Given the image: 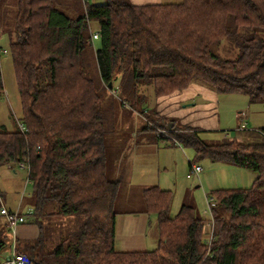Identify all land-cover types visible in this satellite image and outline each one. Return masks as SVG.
I'll return each instance as SVG.
<instances>
[{
    "label": "trees",
    "instance_id": "1",
    "mask_svg": "<svg viewBox=\"0 0 264 264\" xmlns=\"http://www.w3.org/2000/svg\"><path fill=\"white\" fill-rule=\"evenodd\" d=\"M60 1L65 0H16L10 51L24 129L0 126V170L27 164L33 222L41 231L18 253L28 264H264V138L240 126L235 138L219 143L203 141L197 130L173 121L172 129L165 127L170 138L157 135L191 147L196 157L256 175L249 188L210 193L214 241L208 256L204 220L187 204L171 217L172 194L157 186L142 195L146 212L157 219L158 246L116 249L114 208L121 186L107 175L100 95L81 59L90 40L88 25L96 23L101 46L95 59L104 87L120 76L125 91L149 84L161 98L199 83L216 94L264 103V0L143 5L107 0L86 3L78 18L60 11ZM222 40L238 48L237 58L214 52ZM245 131L251 136L247 142L240 135ZM257 138L261 141L253 143ZM65 218L72 228L56 235L55 225L67 222L56 220Z\"/></svg>",
    "mask_w": 264,
    "mask_h": 264
},
{
    "label": "rangeland",
    "instance_id": "2",
    "mask_svg": "<svg viewBox=\"0 0 264 264\" xmlns=\"http://www.w3.org/2000/svg\"><path fill=\"white\" fill-rule=\"evenodd\" d=\"M94 2L103 4L105 0H65L58 2L57 8L68 17L78 18L83 14L84 5ZM179 2L181 0H163L162 3ZM16 8V0H0V72L4 90L0 93V126L9 131L18 127L22 114V104L20 103L19 90H17L10 51V43L15 34ZM87 31L90 40L81 54L82 68L92 79L100 95V109L105 130L103 144L107 158V175L109 179L119 181L121 186L114 208L115 212H122L127 208L125 198L133 200L134 206L131 205L130 208H138L140 202L144 203L139 186L147 185L157 186L161 190L171 192L172 201L168 210L171 217L178 214L182 204L192 202L191 207H193L195 215L207 220L210 219L208 199L212 191L251 186L256 176L252 171L222 162H212L206 157H196L191 147H185L178 141L160 140L157 136L158 130L168 131L169 128L165 127L171 123V120L166 117L165 120H162V116L155 114L156 104L161 103L159 102L161 99L154 97L152 85L137 84L135 93L125 91L126 86L121 85L119 76L113 80L111 88L104 87L95 59V52L101 44L98 39H91L92 34L99 32L98 25L89 23ZM214 52L224 59H234L239 56L238 48L227 40L217 43L214 46ZM204 86L206 87V85ZM200 97H198V103L207 105L205 107L211 109L207 111L212 117L211 119L219 121L218 129L211 127L204 129L206 125H200L202 128L198 132V136L203 141L219 143L223 137H230V134H227L240 126L241 120L247 125L246 130L264 127V103H250L247 96L235 93H217L214 101ZM154 124L157 125V130H153ZM240 135L242 141L247 142L246 136L242 133ZM260 141L261 139L257 138L252 142ZM133 152H135L134 155ZM188 163L202 169L198 177L192 175L191 178H187V175L191 174ZM15 167L17 168V166ZM15 171L16 174H13L8 167L0 171V190L4 194L7 207L17 206L21 191L26 198L32 195L31 185L26 181V171L18 168ZM129 185L132 186V189H129ZM27 203L29 206L31 205L29 202ZM22 207H24L22 212L28 208L26 204H23ZM141 209L138 208L139 211ZM1 217L0 228L5 234L6 249L9 251L12 232L3 227V218ZM151 217L153 220L155 216ZM66 220L67 222L64 224L55 225L56 235L67 227L72 228V224L68 225V218L58 219L56 222ZM134 236L130 240L138 242L134 247L135 250L151 251L155 248V246L150 248L149 244L140 242V236L137 233Z\"/></svg>",
    "mask_w": 264,
    "mask_h": 264
},
{
    "label": "crops",
    "instance_id": "3",
    "mask_svg": "<svg viewBox=\"0 0 264 264\" xmlns=\"http://www.w3.org/2000/svg\"><path fill=\"white\" fill-rule=\"evenodd\" d=\"M106 1L107 0H105V3ZM126 1L134 5L158 4V3L163 2V0H126ZM93 4L101 5V3L98 4L97 2H94ZM215 95H216L215 92L206 88L204 85L201 86L195 83H189V86L187 88L182 89V90H176L174 93H172L169 96L159 98L161 99V101H159L161 103L156 104L155 113L157 114V116H160V117L162 116L164 118L166 117L170 119L171 121L174 122L175 126L177 127H181V126L182 127L186 126L189 128L191 127L197 130V132H199L202 128L200 127V125L201 126L206 125L204 126V129L209 128V127L218 129L217 127H218L219 121L211 119L212 117L207 112V111H210L211 109H209L208 107H205L207 106L205 104L201 105L198 103V100H199L198 97L200 96L202 97V99L206 98V99L214 101L216 99ZM164 101H166L167 103ZM261 128H264V127H261ZM255 130H259V129H255ZM248 131H251V130H248ZM246 132L247 131H245L242 134H244L246 138L249 139V137H251L250 133L247 134ZM134 151L136 152V148ZM135 152H133V155L135 154ZM189 164H192V163H188V169H189ZM129 186H130L129 189H132V186L131 185ZM139 187H140L139 190H140L141 197H143L142 195L143 190L149 187H152V186L144 185V186H139ZM120 191H121V187H120L119 193ZM0 195H1L0 207L3 206L4 208L7 209V211L9 210L12 213H16L18 216L24 217L25 219V221L22 222V224L16 225L11 230L9 227H7V218L3 217L0 214V217L2 216L1 218H3V227L6 230L10 229L12 232V239L9 245L10 246L9 251H7L6 249L7 244L4 247L5 250H0V264H4L7 261L6 257L11 255L13 251L15 252L19 251L21 253H25L24 244L37 240L40 237L41 231L39 229V226L33 222L32 195L26 198L23 196L22 191H21L20 192L21 197L16 207L14 206L7 207L5 204L6 199L1 190H0ZM125 200H127L126 201L127 202L126 204L128 205L127 208H125L122 212H116L117 215L115 218V228H114L115 229L114 243H115L116 249L119 251L140 250V249L135 250L136 248H134L138 244V242L135 243L130 240L131 237H135L134 235H136V233L140 236V239H139L140 242H143V244H146V245L149 244L150 248L153 246H155L156 248L158 246L159 241H158L157 219H156L155 214L146 212L145 202L144 203L140 202L138 204V208H142L141 211H139L137 207L130 208L131 205L134 206L133 200H131L130 198H125ZM27 202H29L31 205L29 206ZM191 203L192 202H190L187 205L191 206L192 205ZM23 204H26L28 208H25V210L22 212L24 208L22 207ZM152 215L155 216L153 219L155 221L152 220V217H151ZM4 235L5 234L3 230L0 228V236L4 237Z\"/></svg>",
    "mask_w": 264,
    "mask_h": 264
},
{
    "label": "built area",
    "instance_id": "4",
    "mask_svg": "<svg viewBox=\"0 0 264 264\" xmlns=\"http://www.w3.org/2000/svg\"><path fill=\"white\" fill-rule=\"evenodd\" d=\"M98 38V34L94 33L91 35V39H97ZM240 127L238 128L239 130H246V126L245 123L243 122V120L240 121ZM19 127L21 130H23V125L19 124ZM260 136H262L264 138V131L263 130H255ZM167 132V133H166ZM230 134L231 139L236 137V133L233 131L229 132L227 135ZM226 135V136H227ZM158 136L159 137H166V138H170L169 135V131L167 130H158ZM228 137V136H227ZM18 169H24L27 173L28 170V166L25 162H21V164L16 165ZM12 170L13 174H16V167L15 166H11L9 167ZM191 174L187 175V178H191L192 175L198 176L202 169L194 164H191ZM27 181V178H26ZM28 182V181H27ZM210 197V196H209ZM214 204V198L210 197L208 199V205H209V211H210V219L204 220L202 223L203 226V232L205 235V244L208 246L207 249V256L209 253V247L211 245V243L214 241V237H213V231H214V225H213V216H212V211H211V206ZM0 214L5 216V218H7V225L9 226V228L12 230L16 225L18 224H22V222L25 221L24 217H20L18 216L16 213H11L9 210L7 211L6 208H4L3 206L0 207ZM29 260H27L26 256L23 254H20L18 252L13 251V253L10 255L9 261H6L4 264H28Z\"/></svg>",
    "mask_w": 264,
    "mask_h": 264
},
{
    "label": "water",
    "instance_id": "5",
    "mask_svg": "<svg viewBox=\"0 0 264 264\" xmlns=\"http://www.w3.org/2000/svg\"><path fill=\"white\" fill-rule=\"evenodd\" d=\"M108 87H110V84H108ZM167 126H168L170 129H172V124H171V123H169ZM9 258H10V255L6 257V260L9 261Z\"/></svg>",
    "mask_w": 264,
    "mask_h": 264
}]
</instances>
